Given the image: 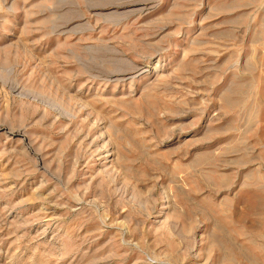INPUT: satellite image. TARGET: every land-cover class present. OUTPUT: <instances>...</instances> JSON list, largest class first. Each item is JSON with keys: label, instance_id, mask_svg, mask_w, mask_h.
<instances>
[{"label": "rangeland", "instance_id": "1", "mask_svg": "<svg viewBox=\"0 0 264 264\" xmlns=\"http://www.w3.org/2000/svg\"><path fill=\"white\" fill-rule=\"evenodd\" d=\"M0 264H264V0H0Z\"/></svg>", "mask_w": 264, "mask_h": 264}]
</instances>
